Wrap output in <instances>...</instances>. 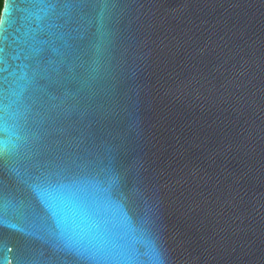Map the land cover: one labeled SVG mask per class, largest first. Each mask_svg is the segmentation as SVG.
Segmentation results:
<instances>
[{
  "label": "water",
  "instance_id": "obj_1",
  "mask_svg": "<svg viewBox=\"0 0 264 264\" xmlns=\"http://www.w3.org/2000/svg\"><path fill=\"white\" fill-rule=\"evenodd\" d=\"M0 264H264V0H2Z\"/></svg>",
  "mask_w": 264,
  "mask_h": 264
},
{
  "label": "snow or ice",
  "instance_id": "obj_2",
  "mask_svg": "<svg viewBox=\"0 0 264 264\" xmlns=\"http://www.w3.org/2000/svg\"><path fill=\"white\" fill-rule=\"evenodd\" d=\"M9 23L8 12L5 10L3 17H0V62H2V54L4 51V42L7 40V36L5 35L6 32V25ZM0 71H3L0 68ZM2 151V150H0ZM89 264H104L102 261H90Z\"/></svg>",
  "mask_w": 264,
  "mask_h": 264
},
{
  "label": "trees",
  "instance_id": "obj_3",
  "mask_svg": "<svg viewBox=\"0 0 264 264\" xmlns=\"http://www.w3.org/2000/svg\"><path fill=\"white\" fill-rule=\"evenodd\" d=\"M0 6H1V0H0Z\"/></svg>",
  "mask_w": 264,
  "mask_h": 264
},
{
  "label": "flooded vegetation",
  "instance_id": "obj_4",
  "mask_svg": "<svg viewBox=\"0 0 264 264\" xmlns=\"http://www.w3.org/2000/svg\"><path fill=\"white\" fill-rule=\"evenodd\" d=\"M1 2H2V0H1ZM1 7V6H0Z\"/></svg>",
  "mask_w": 264,
  "mask_h": 264
}]
</instances>
